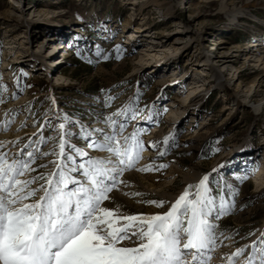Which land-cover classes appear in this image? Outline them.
Listing matches in <instances>:
<instances>
[{
    "label": "rangeland",
    "instance_id": "1",
    "mask_svg": "<svg viewBox=\"0 0 264 264\" xmlns=\"http://www.w3.org/2000/svg\"><path fill=\"white\" fill-rule=\"evenodd\" d=\"M261 58L264 0H0V151L11 160L38 132L45 110L57 124L66 114L86 126L70 127L79 132L70 143L89 156L106 155L83 142L94 137L90 129L111 131L115 121L121 144L135 130L144 145L139 159L104 202L127 214L160 211L140 201L170 202L216 169V203L231 197V207L212 218L215 246L202 258L229 264L237 248L264 233ZM168 133L174 143H159L164 154L146 158L155 152L149 142ZM42 135L58 137L48 128ZM52 146L49 140L40 151ZM53 159L36 157L35 173L25 177L50 171ZM145 165L157 167L140 171Z\"/></svg>",
    "mask_w": 264,
    "mask_h": 264
},
{
    "label": "snow or ice",
    "instance_id": "2",
    "mask_svg": "<svg viewBox=\"0 0 264 264\" xmlns=\"http://www.w3.org/2000/svg\"><path fill=\"white\" fill-rule=\"evenodd\" d=\"M115 47L119 51L120 46ZM98 56L109 59L103 52ZM121 111L118 109L117 114ZM123 111L127 119L129 109ZM48 112L45 110L38 132L21 144L11 160L8 153L0 151V264H206L204 252L215 246L211 220L231 207V197L216 203L219 193L211 187V175L216 169L186 186L170 202L140 201L160 208L158 212L123 213L120 205L111 208L104 202L124 183L122 173L139 159L144 145L135 130L121 144L115 121L111 131L90 129L94 137L85 135L83 142L106 155L89 156L70 143L72 138H79V132L70 127L75 124L83 131L86 126L66 114L56 116L55 120L60 121L57 124ZM124 127L121 122V132ZM45 128L56 131L58 137H43ZM37 136L39 139H35ZM170 138L174 143V133H168L163 140L169 144ZM49 140L52 148L41 152L40 147ZM149 145L158 146V142L150 141ZM165 151L161 148L159 155ZM49 155L54 158L48 162L50 171L25 177L26 172L35 173L31 165L36 157ZM154 167L157 166L145 165L140 171ZM125 241L127 245L121 243ZM246 248L250 250L242 264H264V233L249 245L237 248L229 264Z\"/></svg>",
    "mask_w": 264,
    "mask_h": 264
},
{
    "label": "bare ground",
    "instance_id": "3",
    "mask_svg": "<svg viewBox=\"0 0 264 264\" xmlns=\"http://www.w3.org/2000/svg\"><path fill=\"white\" fill-rule=\"evenodd\" d=\"M132 37L133 36H135V35H131ZM129 38V41L130 40H134V37L133 38ZM61 45L59 44L58 45V48L60 47ZM260 60V64H261V62H262V60H264V59H259ZM188 84H191L192 86L190 87V88H194L195 87V82H190V83H188ZM197 87V86H196ZM196 89V88H195ZM165 135H167V134H157L154 138H153V140H152V142H154V143H157L158 142V146H151V148H153V150H155V152L154 153H150V152H145L144 154L147 156L146 158H153L154 157V155H156V154H158L159 153V151H160V145L162 146V144L164 143V140H163V138H164V136ZM159 143H160V145H159ZM262 178V177H261ZM261 178L260 177H257V176H255L254 178H252V180H254V179H257V180H260L261 181ZM262 182V181H261Z\"/></svg>",
    "mask_w": 264,
    "mask_h": 264
}]
</instances>
